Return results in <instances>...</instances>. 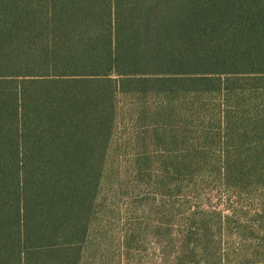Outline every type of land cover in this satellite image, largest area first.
I'll use <instances>...</instances> for the list:
<instances>
[{"label":"trees","instance_id":"obj_1","mask_svg":"<svg viewBox=\"0 0 264 264\" xmlns=\"http://www.w3.org/2000/svg\"><path fill=\"white\" fill-rule=\"evenodd\" d=\"M231 237L264 248V0H0V264H218Z\"/></svg>","mask_w":264,"mask_h":264},{"label":"rangeland","instance_id":"obj_2","mask_svg":"<svg viewBox=\"0 0 264 264\" xmlns=\"http://www.w3.org/2000/svg\"><path fill=\"white\" fill-rule=\"evenodd\" d=\"M130 153L131 151L129 152V150H127V152H125L122 147L121 149L116 150V155L121 156L120 159H117L118 168L121 173H123L126 166L131 163V159L129 158ZM117 181L118 183H114V189H116L118 193L114 191L116 196H113L110 205L107 204V206L104 207L105 215L110 223V225H108L109 231L114 235H117L120 229L124 228V221L127 216L126 212L128 209H130V199L133 197L132 189L135 186V182L131 176L129 178H124ZM225 205L226 201L222 200V198L220 199L215 193L213 195H207L203 200L201 207L204 210L217 207L220 210H224V213H227L225 210ZM232 206L241 209L240 203H237V200L235 199L232 201ZM258 207L259 202H255L253 199L243 201V210L244 212L248 213V217L246 219L239 220V225L253 230L251 217ZM176 228L177 226L175 224L174 229ZM228 243V255L225 256L221 261H216L218 264H264V248L258 246V244H262V242H259V239L255 240V242L251 238L248 239L242 244L243 249L240 252L236 250L239 247V242L235 239V237L228 239ZM153 249L154 246H151L149 240L144 241L140 247V251H138L137 254H134L133 260L130 261L131 264H153L155 262L152 260ZM110 253L111 254L108 256V264H127V261L119 257V251L115 248H112ZM225 253V244H223L221 256L225 255Z\"/></svg>","mask_w":264,"mask_h":264}]
</instances>
